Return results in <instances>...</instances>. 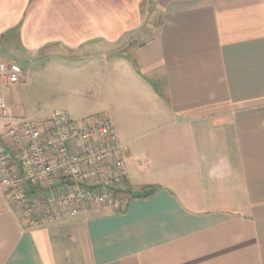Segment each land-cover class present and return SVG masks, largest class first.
<instances>
[{
    "label": "crops",
    "instance_id": "crops-1",
    "mask_svg": "<svg viewBox=\"0 0 264 264\" xmlns=\"http://www.w3.org/2000/svg\"><path fill=\"white\" fill-rule=\"evenodd\" d=\"M0 47L22 73L92 56L129 173L115 207L36 227L0 184V264H264V0H0Z\"/></svg>",
    "mask_w": 264,
    "mask_h": 264
},
{
    "label": "built area",
    "instance_id": "built-area-1",
    "mask_svg": "<svg viewBox=\"0 0 264 264\" xmlns=\"http://www.w3.org/2000/svg\"><path fill=\"white\" fill-rule=\"evenodd\" d=\"M22 68L0 61V184L29 227L53 224L87 206L115 207L129 179L124 144L109 116L75 121L56 110L47 122L18 116L3 91L21 81ZM74 152L70 153L68 141Z\"/></svg>",
    "mask_w": 264,
    "mask_h": 264
},
{
    "label": "rangeland",
    "instance_id": "rangeland-1",
    "mask_svg": "<svg viewBox=\"0 0 264 264\" xmlns=\"http://www.w3.org/2000/svg\"><path fill=\"white\" fill-rule=\"evenodd\" d=\"M154 2L150 1V5ZM158 7L157 5L152 16L145 15V27L148 30L153 29L159 21L162 11ZM150 34L144 32L143 35L146 39L151 36ZM17 46L19 45L11 49L15 54L21 49ZM2 49L4 48L0 47V51ZM112 49L113 52L122 50L119 45ZM128 50L132 51L131 48ZM11 58L24 70L21 76L24 81L12 86L10 92L12 100L16 102V113L24 114L35 121L50 117L56 110H63L75 119L101 113L100 110L105 105V96L102 91L99 95L95 90V84L97 86L99 82L91 78V72L94 71L89 70L86 62L91 60L89 57L83 59L82 56L56 55L42 59L38 55L31 60L13 54ZM68 146L70 153H73L75 150L71 140L68 141Z\"/></svg>",
    "mask_w": 264,
    "mask_h": 264
},
{
    "label": "water",
    "instance_id": "water-1",
    "mask_svg": "<svg viewBox=\"0 0 264 264\" xmlns=\"http://www.w3.org/2000/svg\"><path fill=\"white\" fill-rule=\"evenodd\" d=\"M152 191H153V189L133 190L132 196L133 197L146 196V195L150 194Z\"/></svg>",
    "mask_w": 264,
    "mask_h": 264
}]
</instances>
